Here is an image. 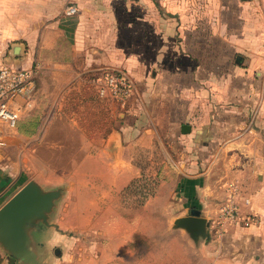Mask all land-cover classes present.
<instances>
[{"label":"crops","instance_id":"obj_1","mask_svg":"<svg viewBox=\"0 0 264 264\" xmlns=\"http://www.w3.org/2000/svg\"><path fill=\"white\" fill-rule=\"evenodd\" d=\"M70 6L78 13L67 17ZM0 42V67L36 71L15 128L0 122V209L32 180L51 189L49 155L65 135L55 143L51 131L69 126L75 152L90 160L85 176L96 179L83 194L118 204L72 210L106 217L100 264H177L185 252L176 237L189 235L174 222L192 210L209 222L211 241L189 237L191 252L213 251L212 264H264V0H0ZM14 45L24 47L21 57H11ZM106 71L128 75L126 103L99 95L95 80ZM173 151L181 155L165 160L170 170L150 172L157 189L146 203L120 208L124 190L145 177L139 161ZM133 217L152 223L131 228ZM42 227L33 232L38 262L52 264L41 251ZM0 261L12 264L1 246Z\"/></svg>","mask_w":264,"mask_h":264},{"label":"rangeland","instance_id":"obj_2","mask_svg":"<svg viewBox=\"0 0 264 264\" xmlns=\"http://www.w3.org/2000/svg\"><path fill=\"white\" fill-rule=\"evenodd\" d=\"M1 43V42H0ZM74 100H71V108H73ZM90 108L86 106V110L88 112ZM32 111V110H31ZM70 108L67 112V114H64L65 118L72 120L73 117H76L75 114L69 115ZM40 108H34L33 112L31 113V116H38L40 114ZM73 113V112H72ZM101 112H97V116ZM101 125L103 126V120L98 122L99 128H90L89 123H87V128L91 129L94 133H99V131L103 130L100 129ZM70 127L67 126L65 129L60 128L58 130H54L53 133L51 131V139L55 143H57V140H59L58 135L65 134L61 140L62 143V150L60 151H54L50 153V163L49 167L51 170V174L49 176V180L45 183V187L51 188L49 191L62 189L64 196L59 202L57 208V214H54L52 219L50 220V223L55 225V228H47L42 227V233L45 234L46 238H40V242L44 243V247L41 248V251L45 257V259L48 261L50 260L53 262L52 264H58V257H93L98 261V264H100V259L104 254V250L106 248V240L104 238V233H101L100 231L104 230L106 228L105 221L106 217L104 216H86L81 217L80 214H73L72 210H79L82 208H91V205L94 207L98 205V208L105 209L107 207L111 208H117V203L110 205L112 203L108 200H102L96 202L92 198L94 195H91L90 191H87L83 194V191L81 188L84 186H87V188L91 187V183L95 182V178L91 179L85 174H88L89 172V162L90 160L86 157L83 153H77L75 152V148L77 147V137H75L72 134V131L69 133H66V131ZM165 131V130H162ZM68 132V131H67ZM164 133V132H163ZM170 151H172L170 149ZM178 151L173 152H163L156 154H153L152 160H145L142 159L139 161L141 166H145L146 174L145 177H142L138 182H135L132 184L129 188L125 189L123 192V201L119 202L122 205H125L128 209H133L136 207L142 206L144 203H146V199L153 194L155 189H157V178L149 179L150 172L155 173L158 172L160 166L162 164L167 165V161L170 160V157L178 159L180 153H177ZM43 154V153H42ZM38 155H41L39 153ZM45 155V154H44ZM170 170V165H167ZM156 168V169H155ZM22 174L26 175V169L25 167L20 169ZM163 171V169H162ZM164 172H168L167 168L164 169ZM24 175V176H25ZM26 182L29 181L28 179L32 178L33 176L24 177ZM156 179V180H155ZM34 181V180H32ZM36 181V180H35ZM87 183V184H84ZM19 188L14 189L10 192V194L7 197H11L12 195L16 194L18 192ZM44 189V188H43ZM46 190V189H44ZM88 190V189H86ZM47 191V190H46ZM74 196H77L74 198ZM102 197V195H99V197ZM98 197V198H99ZM93 207V208H94ZM70 210L67 213H64L63 210ZM83 219L85 222L80 225V221ZM144 218H131V228L137 227V225H143L147 226L149 225V222L152 223L150 218L145 217ZM102 229V230H101ZM146 229V228H145ZM139 230H141L139 228ZM145 231V230H144ZM103 232V231H102ZM140 232V231H139ZM179 234V233H178ZM146 235H152V233H147ZM179 248L184 250V256L179 257L177 259V264H212L214 257H211L208 259L206 256H211L213 251H199L196 249L195 251H190V242L189 237H176ZM226 259L230 260L232 259V255L234 256L233 252H226ZM73 262V261H72ZM71 262V263H72Z\"/></svg>","mask_w":264,"mask_h":264},{"label":"water","instance_id":"obj_3","mask_svg":"<svg viewBox=\"0 0 264 264\" xmlns=\"http://www.w3.org/2000/svg\"><path fill=\"white\" fill-rule=\"evenodd\" d=\"M23 51L22 45H14L11 57H21ZM183 130L189 131V127ZM62 195V189L46 191L31 181L0 209V246L8 261L12 264H39L33 232L38 225L53 226L51 215ZM209 227V222L198 210L177 219L173 226L176 230H184L196 244L200 240L211 241Z\"/></svg>","mask_w":264,"mask_h":264},{"label":"built area","instance_id":"obj_4","mask_svg":"<svg viewBox=\"0 0 264 264\" xmlns=\"http://www.w3.org/2000/svg\"><path fill=\"white\" fill-rule=\"evenodd\" d=\"M78 13L76 6H70L65 10L67 17ZM36 71L17 69L11 66L0 67V122L14 129L20 119L23 104L18 101L23 99L30 101L35 92ZM98 93L101 97H110L120 103H126L134 92V86L128 75L123 71H106L95 80ZM5 142L0 140V147ZM227 217L231 220L237 218V212L230 210Z\"/></svg>","mask_w":264,"mask_h":264},{"label":"trees","instance_id":"obj_5","mask_svg":"<svg viewBox=\"0 0 264 264\" xmlns=\"http://www.w3.org/2000/svg\"><path fill=\"white\" fill-rule=\"evenodd\" d=\"M32 126H33L32 128H35V125L32 124ZM0 263H1V261H0Z\"/></svg>","mask_w":264,"mask_h":264}]
</instances>
